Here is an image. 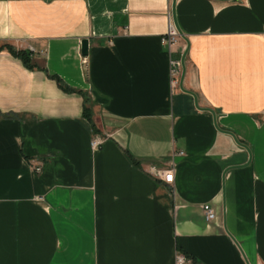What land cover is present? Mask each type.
Instances as JSON below:
<instances>
[{
  "label": "crops",
  "instance_id": "obj_1",
  "mask_svg": "<svg viewBox=\"0 0 264 264\" xmlns=\"http://www.w3.org/2000/svg\"><path fill=\"white\" fill-rule=\"evenodd\" d=\"M171 2L0 0V264H264V0Z\"/></svg>",
  "mask_w": 264,
  "mask_h": 264
},
{
  "label": "built area",
  "instance_id": "obj_2",
  "mask_svg": "<svg viewBox=\"0 0 264 264\" xmlns=\"http://www.w3.org/2000/svg\"><path fill=\"white\" fill-rule=\"evenodd\" d=\"M168 23H167V31L165 36L162 38V42L167 44L169 47L174 44L179 39V31L177 30V27L175 25V22L173 20L171 10L168 11ZM85 61V60H84ZM181 61L179 60H171L170 61V84L172 88H177L179 84V78L181 75ZM101 143V139L95 138L91 141V144L93 146H97ZM178 155H182L183 152L178 151L176 152ZM40 167L36 166L35 170H39ZM173 167L169 168H159L156 166H149L147 168V173L151 176L160 179L164 183L170 184L173 182ZM201 211L204 220L210 221L214 218V213L212 208L206 204L203 203L201 205ZM185 256L182 253H176L175 254V264H183L185 262Z\"/></svg>",
  "mask_w": 264,
  "mask_h": 264
},
{
  "label": "water",
  "instance_id": "obj_3",
  "mask_svg": "<svg viewBox=\"0 0 264 264\" xmlns=\"http://www.w3.org/2000/svg\"><path fill=\"white\" fill-rule=\"evenodd\" d=\"M171 12H172L173 20H174V22L176 23V19H175V0H172V2H171ZM88 44H89V40H88L87 38H84V39L81 40V51H82V54H84V55L87 54V47H88ZM185 53H186V50H185V52L183 53V55H182V57H181L182 74H181V79H180V87H181L182 90H184V91L190 93V95H191L192 98H193L194 105H196L195 94H194L193 92L189 91V90H185V89L182 87V78H183V74H184V71H185V68H184V57H185ZM202 109H206V110H208L211 114L214 113L213 110H211L210 108H202ZM228 133L232 136L233 140H234L237 144H239V145H241V146H243V147L245 148V150L248 152V158H249V151H248V148H247L244 144L238 142L237 139H236V138H235L230 132H228Z\"/></svg>",
  "mask_w": 264,
  "mask_h": 264
},
{
  "label": "trees",
  "instance_id": "obj_4",
  "mask_svg": "<svg viewBox=\"0 0 264 264\" xmlns=\"http://www.w3.org/2000/svg\"><path fill=\"white\" fill-rule=\"evenodd\" d=\"M8 49L11 50V51H13V53H15L17 55H20L21 57L23 56L25 62L27 61V58L24 57V55L26 54V51H24V50H15V49H13L11 47H9Z\"/></svg>",
  "mask_w": 264,
  "mask_h": 264
}]
</instances>
